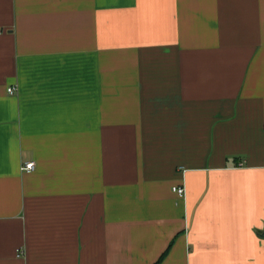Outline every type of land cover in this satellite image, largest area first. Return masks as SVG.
<instances>
[{"label":"crops","instance_id":"crops-1","mask_svg":"<svg viewBox=\"0 0 264 264\" xmlns=\"http://www.w3.org/2000/svg\"><path fill=\"white\" fill-rule=\"evenodd\" d=\"M263 230L264 0H0V264H264Z\"/></svg>","mask_w":264,"mask_h":264},{"label":"built area","instance_id":"built-area-1","mask_svg":"<svg viewBox=\"0 0 264 264\" xmlns=\"http://www.w3.org/2000/svg\"><path fill=\"white\" fill-rule=\"evenodd\" d=\"M16 89V86H9L8 87V91L13 92ZM35 167V162L32 160L26 161L23 165H22V170H31ZM173 190L178 193L181 196H185L186 194V187L185 185H174L173 186Z\"/></svg>","mask_w":264,"mask_h":264},{"label":"water","instance_id":"water-1","mask_svg":"<svg viewBox=\"0 0 264 264\" xmlns=\"http://www.w3.org/2000/svg\"><path fill=\"white\" fill-rule=\"evenodd\" d=\"M262 237H264V230L262 231V233L260 234Z\"/></svg>","mask_w":264,"mask_h":264}]
</instances>
